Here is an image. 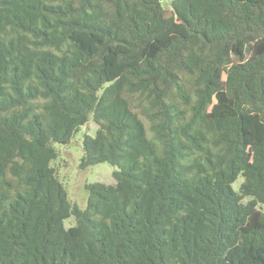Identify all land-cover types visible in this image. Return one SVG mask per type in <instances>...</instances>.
<instances>
[{
	"label": "trees",
	"instance_id": "trees-1",
	"mask_svg": "<svg viewBox=\"0 0 264 264\" xmlns=\"http://www.w3.org/2000/svg\"><path fill=\"white\" fill-rule=\"evenodd\" d=\"M169 6L0 0V264H264V0Z\"/></svg>",
	"mask_w": 264,
	"mask_h": 264
},
{
	"label": "rangeland",
	"instance_id": "rangeland-1",
	"mask_svg": "<svg viewBox=\"0 0 264 264\" xmlns=\"http://www.w3.org/2000/svg\"><path fill=\"white\" fill-rule=\"evenodd\" d=\"M161 3L166 9L170 7V0H161ZM95 129V123L89 121L77 131L67 145H56V148L60 151V155L52 163L57 170L59 180L66 190L69 201L75 203L80 209H83L86 203L85 184L93 182L114 183L112 177L114 168L106 162L96 163L84 169L79 167L82 155V136L84 134L93 135ZM241 180L239 176L233 183L235 189ZM74 223L73 217L66 218L63 221L65 227L72 226Z\"/></svg>",
	"mask_w": 264,
	"mask_h": 264
}]
</instances>
